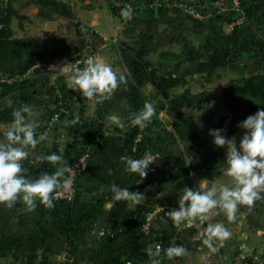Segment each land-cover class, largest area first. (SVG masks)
<instances>
[{"label":"crops","instance_id":"obj_1","mask_svg":"<svg viewBox=\"0 0 264 264\" xmlns=\"http://www.w3.org/2000/svg\"><path fill=\"white\" fill-rule=\"evenodd\" d=\"M29 1L15 0L14 7ZM54 1L73 13L70 20L43 19L30 1L35 17H23L16 38H44L25 35L39 28L73 37L59 32L73 21L94 30L103 44L83 86L81 108L47 140L29 137L49 122L58 80L70 84L66 60L57 58L15 80L0 74L6 79H0V247L13 253L50 247L51 264H91L99 245L114 236L123 250L109 264H233L241 254H264L260 134L242 125L227 144L219 133L231 72L222 13L200 22L171 10L164 19L134 17L125 24L111 11L122 0ZM125 1L139 8L151 0ZM145 119L156 120L154 151L133 174L131 131ZM80 154L87 160L73 202H46L41 193L49 185L36 184L32 191L16 181L32 172L48 174ZM88 189L95 194L84 203ZM100 200H109L106 213L85 227L70 258L71 230ZM178 203L185 205L184 216L176 211ZM157 210L150 227L140 228ZM19 257L16 263L25 264Z\"/></svg>","mask_w":264,"mask_h":264},{"label":"trees","instance_id":"obj_2","mask_svg":"<svg viewBox=\"0 0 264 264\" xmlns=\"http://www.w3.org/2000/svg\"><path fill=\"white\" fill-rule=\"evenodd\" d=\"M30 1L39 8V17L43 19L51 21L57 19L70 20L73 16V13L70 10L58 5L54 0ZM160 1L164 2L165 0L147 1L143 7L134 8L131 11V15L144 20H154L156 17L164 19L171 10L165 8L166 3H162L160 6L156 5V3ZM221 1L228 0H199L198 5L196 6L205 7L207 5L220 3ZM241 3V9L246 16V22H257L258 15L254 6L248 5L242 0ZM121 4L122 5H114L111 8V11L112 14L119 18L122 23H125V19L130 13L126 8V5L131 4L125 0H122ZM13 11L14 3L11 0H8L4 10L0 11V74L9 80L23 77L37 66L50 64L57 58H63L68 64L74 63L84 56L89 46L96 51L103 44V40L94 30L89 29L90 34L86 35L82 33L81 28L83 27L79 23L73 21H71V24L67 29L73 37L63 38L60 36H54L50 38L36 39L16 38L11 28ZM213 13L215 14L216 10H214ZM241 28L242 27H236L231 35L226 37L230 44V51L237 50L239 46L245 45L244 47H246L249 45L254 47V50L250 51L251 53L259 52L264 56V46L259 47L256 43L257 41L254 39L241 40ZM247 43L249 44L247 45ZM258 47L259 49H257ZM85 81L83 82V86ZM1 86L9 87L7 85ZM57 90L62 96L61 99L56 96ZM53 97L55 99V109L53 114L57 111V105L61 101L64 103V107L67 110H71V104L75 97L73 85L67 84L64 79H59L57 85L53 88ZM78 98L81 103H83V91L78 94ZM223 104L227 110V114L221 119L220 127L228 116H231L230 135L229 138L225 140L227 144L242 125L264 132V74L257 73L250 75L249 77L231 79L223 89ZM66 117L68 116L62 115L60 123ZM155 124V119H145L135 125V128L131 131L129 159L131 173L133 174L139 173L142 162L154 151L153 135ZM141 126H144L143 131L140 130ZM42 132L43 130L40 133ZM40 133L34 135H39ZM139 135H142V139L139 143H136L135 141ZM133 147L135 150H133ZM70 165L71 162H69V160L61 161L56 164L48 174L32 172L28 176L16 177V181L21 185H27V188L25 189L32 191H37L39 189L36 184L45 183L44 185H49L48 192H46V194L41 193L44 197L43 200L47 202L55 192L63 188ZM46 187L44 186L41 191L43 192L44 188V190H47ZM108 202L109 200H100L95 203L85 214L84 218L74 225L68 239V255L70 258L81 246L83 238L87 232L85 227L94 224L106 213L105 207ZM145 223L146 218L141 220L140 228H142ZM117 240V236L106 238L102 244L99 245L97 249V260L95 263L109 264L113 257L118 256L123 248L118 245L119 243ZM34 243H36V241H31V245H34Z\"/></svg>","mask_w":264,"mask_h":264},{"label":"built area","instance_id":"obj_3","mask_svg":"<svg viewBox=\"0 0 264 264\" xmlns=\"http://www.w3.org/2000/svg\"><path fill=\"white\" fill-rule=\"evenodd\" d=\"M162 3H166L165 8L169 10H177L185 15L189 16L194 21H202L206 16V8L198 7L196 5H187L183 1L180 0H165L164 2H158L156 5L160 6ZM239 3V2H238ZM236 4L237 11L241 12L242 16L240 19L236 21H226L222 23V31L225 34H231L236 27H240L243 20H246V16L241 9V4ZM224 4H227V1H221L217 4H212L213 11L218 10L221 11L223 9ZM118 5H122L119 3ZM228 6V5H227ZM126 8L130 11L128 17L125 19V23L132 20L131 11L134 9L132 5H126ZM134 18V17H133ZM82 33L89 35L87 31L81 28ZM99 57V49L94 51V49L89 46L86 53L83 57L78 59L74 63H69L65 66V74L70 78V84L73 85V91L75 94L74 101L72 102V109L67 110L64 107V103L61 101L57 105V111L52 114L49 122L43 129V132L36 136H30L29 139H39V140H47L54 132L55 128L59 125L60 119L62 115L70 116L74 111L81 108L82 103L78 98V94L82 91L83 82L86 80L87 76L90 73V69L92 65L95 63L97 58ZM56 96L60 99L62 98L60 92L56 91ZM230 127H231V116L229 115L225 122L220 127V136L225 141L229 138L230 135ZM140 130H144V126L140 127ZM142 139V135H139L136 139V143H139ZM99 138H97V141ZM133 150L134 147H133ZM87 160V155L80 154L76 157V159L71 162V165L67 171V178L65 184L62 189L55 192L51 196V201L53 202H73L78 195V187L77 183L80 175L83 172L85 163ZM176 211L184 216L187 213L185 205L182 203H178L176 206ZM157 211L152 212L148 218L146 219V223L144 225V229H148L153 222V219L157 215ZM233 264H264V254L255 255V254H241Z\"/></svg>","mask_w":264,"mask_h":264},{"label":"rangeland","instance_id":"obj_4","mask_svg":"<svg viewBox=\"0 0 264 264\" xmlns=\"http://www.w3.org/2000/svg\"><path fill=\"white\" fill-rule=\"evenodd\" d=\"M7 1L8 0H0V11L4 10L5 6L7 5ZM11 1L14 3L15 0H11ZM156 1H159V0H156ZM182 1H184V3H186L187 5H198V3H199V0H182ZM228 1H227V4H224L223 9H221V11H220L222 13L221 17L223 18L222 23H224L226 21H236V20L240 19L242 16L241 12H236L237 11L236 4L238 2H239L238 4H242L241 0H228ZM242 1H244L248 5L254 6V8L257 12V15H258V19H257V22H254V23L253 22H246V20H243L244 22L241 23V26H240V27H242L241 28V32H242L241 40H244V39L253 40L254 39L255 41H257L256 43L259 45V47L260 46L262 47V46H264V0H242ZM28 3H30V1L29 2H20V3H18V5L16 7H14V11L12 13V15H13L12 19H14V23H13L14 25L13 26L15 27V37L20 36V29L22 26L21 23L23 21V17H26V14L28 15V18H30V19L31 18L34 19V17H35V5H33L31 3L30 4L31 6H30ZM204 8H206L207 10H206V16L202 20V22L212 20V17L214 16L212 5H207ZM182 14H184V13H182ZM187 17H189V16H187ZM133 19L134 18L132 17V20ZM132 20L128 21L127 23H130ZM222 23L220 22V24H221V27H220L221 31L219 30L220 33L222 32L221 34L223 36H226V37L231 35V34H225L222 31ZM83 30H85V31H87V33H89L88 28L83 27ZM32 32L33 33H29V34H25V35H28V36L29 35L30 36L41 35L44 38H50L49 36H52L53 34H55L53 32L51 33L49 30H46V29L41 30L40 28L35 30V31H32ZM59 32L64 33L65 36H66V34H67V36L70 35V33H68V31L67 32L66 31H59ZM248 44L249 43H247V45ZM229 46H230V44H229ZM244 46H239V48L237 50H231V55L227 61V63H228L227 68L229 70H231V72L229 73V75H230L229 81L231 79H239L242 77H249L250 75L257 74V73L264 74V56H263V54L262 53L260 54L259 52L251 53L250 51L254 50V47L248 45V46H246L247 47L246 48ZM259 47L257 49H259ZM0 79H1V81L6 80L5 78H2V77ZM222 84H221L220 88L222 87ZM224 115H226V114H224ZM223 117L224 116H221V119ZM248 128H250V127H248ZM254 131L260 134V137H257L258 142L260 143L258 145H264V132L257 131V130H254ZM219 133H220V130H219ZM12 165L17 166L18 163H14ZM118 245H120V244H118ZM8 248L9 247H6V246L0 247V264H13L14 262H15L14 264H18L16 262L18 261L17 257H19V256H20L19 258H22L21 259L22 261L24 260L25 264H51L52 263L51 262L52 261L51 260L52 259V252L50 250V247H49V250L46 248L45 252L43 251L44 250V248H43L39 252L27 251V253L23 252V250H21L22 252L17 251L16 253L15 252L13 253V251L11 252V250ZM120 253L116 257H119ZM95 261L90 260V262H92L91 264H98V263H95Z\"/></svg>","mask_w":264,"mask_h":264},{"label":"water","instance_id":"obj_5","mask_svg":"<svg viewBox=\"0 0 264 264\" xmlns=\"http://www.w3.org/2000/svg\"><path fill=\"white\" fill-rule=\"evenodd\" d=\"M94 194H95V190L94 189L86 190L84 196L82 197V202L88 203L90 201L91 196L94 195Z\"/></svg>","mask_w":264,"mask_h":264}]
</instances>
